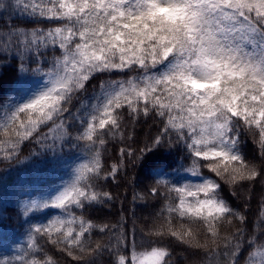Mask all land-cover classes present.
<instances>
[{
  "label": "snow or ice",
  "instance_id": "obj_1",
  "mask_svg": "<svg viewBox=\"0 0 264 264\" xmlns=\"http://www.w3.org/2000/svg\"><path fill=\"white\" fill-rule=\"evenodd\" d=\"M6 79L0 165L68 171L0 264H264V0H0Z\"/></svg>",
  "mask_w": 264,
  "mask_h": 264
},
{
  "label": "trees",
  "instance_id": "obj_2",
  "mask_svg": "<svg viewBox=\"0 0 264 264\" xmlns=\"http://www.w3.org/2000/svg\"><path fill=\"white\" fill-rule=\"evenodd\" d=\"M91 87V86H89ZM9 92V81L6 79L3 82H0V94L6 96ZM151 121L147 123H142L140 127L137 128V131L142 136L145 132L149 130V125ZM241 147L244 153L249 157H253L257 154V148L252 143L250 139L241 138ZM29 148L26 147L24 154H27ZM71 161H69L70 167ZM68 168H62L56 170L55 174H52L49 171L45 170L43 164H33L31 160H26L24 164L15 165L5 169L3 165H0V214H2L5 219L0 222V252L10 253L13 242L22 243L24 237L21 235L23 229L21 228V221L17 220L15 217V208L16 203L19 199H22L25 196L32 195L34 190L39 188L42 184L49 183L51 181H56L59 183L61 179H66V172ZM133 173H130L132 175ZM138 180L141 183H137V189L149 183L148 180L144 179V176L141 175L138 177ZM112 191H123V189H116L114 186ZM261 192V185L257 183L256 191L253 199L250 202L249 216L250 219H254L257 213V205L259 201V195ZM225 194L227 195V188H225ZM132 198L131 189L128 190L127 200L124 203V208L127 210L129 208V201ZM230 203L236 206H242V199H237L235 197H229ZM119 211V203L110 213L108 209H104L103 212H93V216H104L115 215ZM151 211L150 207H137L136 213L137 216L147 215ZM26 227V225H25ZM175 251L173 253L174 258L178 261V264H185L183 253L178 246L173 245Z\"/></svg>",
  "mask_w": 264,
  "mask_h": 264
}]
</instances>
